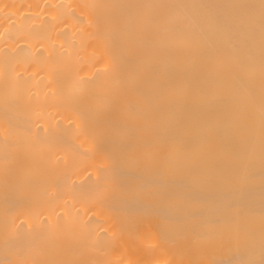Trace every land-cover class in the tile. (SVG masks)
<instances>
[{"label":"bare ground","instance_id":"6f19581e","mask_svg":"<svg viewBox=\"0 0 264 264\" xmlns=\"http://www.w3.org/2000/svg\"><path fill=\"white\" fill-rule=\"evenodd\" d=\"M0 264H264V0H0Z\"/></svg>","mask_w":264,"mask_h":264}]
</instances>
